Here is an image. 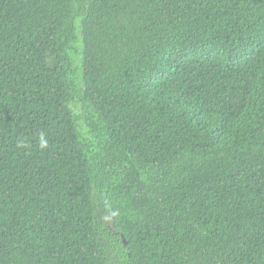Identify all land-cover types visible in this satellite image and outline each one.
Here are the masks:
<instances>
[{"label":"trees","instance_id":"trees-1","mask_svg":"<svg viewBox=\"0 0 264 264\" xmlns=\"http://www.w3.org/2000/svg\"><path fill=\"white\" fill-rule=\"evenodd\" d=\"M0 264H264V0H0Z\"/></svg>","mask_w":264,"mask_h":264},{"label":"clouds","instance_id":"clouds-1","mask_svg":"<svg viewBox=\"0 0 264 264\" xmlns=\"http://www.w3.org/2000/svg\"><path fill=\"white\" fill-rule=\"evenodd\" d=\"M46 146H47V141L43 138V134H42L40 138V147L45 148ZM113 215H115V213H113Z\"/></svg>","mask_w":264,"mask_h":264},{"label":"water","instance_id":"water-1","mask_svg":"<svg viewBox=\"0 0 264 264\" xmlns=\"http://www.w3.org/2000/svg\"><path fill=\"white\" fill-rule=\"evenodd\" d=\"M124 245H125V242H124Z\"/></svg>","mask_w":264,"mask_h":264}]
</instances>
